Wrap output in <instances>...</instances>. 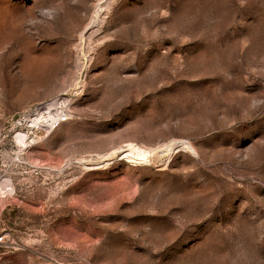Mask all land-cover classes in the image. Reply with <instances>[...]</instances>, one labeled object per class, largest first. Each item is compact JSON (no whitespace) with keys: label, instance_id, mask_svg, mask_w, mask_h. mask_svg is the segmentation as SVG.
I'll return each instance as SVG.
<instances>
[{"label":"rangeland","instance_id":"obj_1","mask_svg":"<svg viewBox=\"0 0 264 264\" xmlns=\"http://www.w3.org/2000/svg\"><path fill=\"white\" fill-rule=\"evenodd\" d=\"M111 1L85 68L72 53L20 77L22 54L7 46L0 178L9 176L14 192L0 195V230L14 244L0 250V264H264V153H217L227 164L221 175L181 167L176 152L147 165L121 153L130 143L150 149L182 138L244 147L264 132V94L250 107L234 96L240 85L247 95L264 90V0ZM95 2L79 4L80 26ZM75 30L56 22L31 34L37 47L73 51ZM36 81L45 88L15 98ZM61 82L70 114L52 129L33 128L20 148L11 121L58 94L51 89ZM195 171L210 187H191Z\"/></svg>","mask_w":264,"mask_h":264},{"label":"bare ground","instance_id":"obj_2","mask_svg":"<svg viewBox=\"0 0 264 264\" xmlns=\"http://www.w3.org/2000/svg\"><path fill=\"white\" fill-rule=\"evenodd\" d=\"M89 0H0V64L6 55L7 46L13 44L18 46L22 54V60L16 67L15 72L20 77L25 75H37L40 72L54 69L63 65L70 55L74 54L76 67L85 68L87 56L95 52L91 37L100 30L103 22V15L110 9L113 1L96 0L93 4L88 20L80 26L82 15L79 12V4L88 5ZM56 22L76 29L72 40L73 51L62 49L57 44L41 43L37 47L31 34V29L36 24H44L47 27H54ZM80 27V28H79ZM19 42V44H18ZM107 53L102 51L97 56V62H105ZM264 61V59H262ZM264 63V62H263ZM81 68V70H83ZM87 69V67H86ZM89 70V69H88ZM238 77V76H237ZM84 79L74 80L70 86L73 92L80 91ZM257 87V94H244L245 87L239 86V91L235 93V98L239 99L246 106H255L261 102L260 86ZM45 85L40 82L22 86L16 91L15 98L23 100L28 96H33L44 89ZM64 83H56L51 89L54 94L49 100L40 101L28 108H25L17 120L11 121V141L20 148L27 144L33 128L52 129L70 114L71 98L62 92ZM69 89V90H70ZM2 122L0 120V141L2 135ZM250 145L244 147L233 146L229 143H220L219 146H211L204 143H196L190 138H182L174 142L165 143L156 148L143 149L135 144H128L121 153L127 161L135 164L164 163L162 155L167 160L174 152L179 153L181 167L199 166L204 171H209L221 175L227 168L226 163L215 160L217 153H228L239 158H252L264 153V132H260L257 137L250 139L245 137ZM162 154V155H161ZM211 182L199 171H195L190 178V185L194 190L204 191L210 187ZM13 183L9 176L3 175L0 178V195L13 193ZM264 200V193L260 194Z\"/></svg>","mask_w":264,"mask_h":264},{"label":"built area","instance_id":"obj_3","mask_svg":"<svg viewBox=\"0 0 264 264\" xmlns=\"http://www.w3.org/2000/svg\"><path fill=\"white\" fill-rule=\"evenodd\" d=\"M12 235L6 230H0V250L13 247Z\"/></svg>","mask_w":264,"mask_h":264},{"label":"crops","instance_id":"obj_4","mask_svg":"<svg viewBox=\"0 0 264 264\" xmlns=\"http://www.w3.org/2000/svg\"><path fill=\"white\" fill-rule=\"evenodd\" d=\"M40 264H45V263L42 262V263H40ZM50 264H54V263L52 262V263H50Z\"/></svg>","mask_w":264,"mask_h":264}]
</instances>
